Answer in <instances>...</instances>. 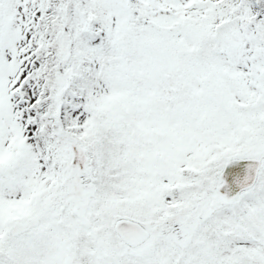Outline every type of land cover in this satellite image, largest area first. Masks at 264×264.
Wrapping results in <instances>:
<instances>
[{
    "label": "snow or ice",
    "instance_id": "snow-or-ice-1",
    "mask_svg": "<svg viewBox=\"0 0 264 264\" xmlns=\"http://www.w3.org/2000/svg\"><path fill=\"white\" fill-rule=\"evenodd\" d=\"M0 264H264V0H0Z\"/></svg>",
    "mask_w": 264,
    "mask_h": 264
}]
</instances>
